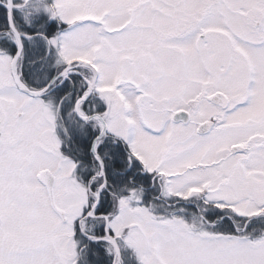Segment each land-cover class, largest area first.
<instances>
[{
	"label": "snow or ice",
	"instance_id": "obj_1",
	"mask_svg": "<svg viewBox=\"0 0 264 264\" xmlns=\"http://www.w3.org/2000/svg\"><path fill=\"white\" fill-rule=\"evenodd\" d=\"M0 264H264V0H0Z\"/></svg>",
	"mask_w": 264,
	"mask_h": 264
}]
</instances>
